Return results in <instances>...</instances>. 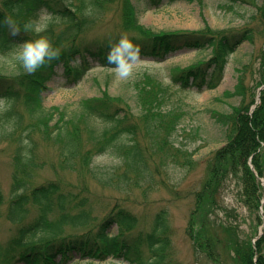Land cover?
I'll use <instances>...</instances> for the list:
<instances>
[{"label":"trees","instance_id":"trees-1","mask_svg":"<svg viewBox=\"0 0 264 264\" xmlns=\"http://www.w3.org/2000/svg\"><path fill=\"white\" fill-rule=\"evenodd\" d=\"M146 1L156 6L162 2ZM175 1L178 0H165ZM226 2L234 9L236 6L235 12L243 9L239 13L244 20L242 25L213 29L204 24L195 30H153L139 22L132 0H0V49L10 50L20 41L46 35L62 53L59 59L41 66L35 73L26 72L18 61L13 72H0V100H4L0 107V143L11 148L7 208L37 206L38 209L34 217L15 223L16 232L7 240L0 264H68L76 257L113 258L130 264H170L173 261L171 228L165 209L156 213L147 229H137L139 217L118 202L80 233H66L65 227L90 226V212L86 210L89 204L86 191L90 189L86 187L88 178L84 175L104 188L123 192L126 198L136 187L147 191L156 187L163 169L157 162L158 153L170 152L168 156L178 160L185 172L193 169L196 163L193 152L179 146L175 138L181 114L173 107L163 110V104L172 96L173 87L215 88L224 75L228 57L244 41L253 45L249 62L238 69L234 89L225 93L238 96L239 102L230 112L213 113L222 129L224 143L206 158L210 165L208 176L194 184V209L207 206V216L216 213L218 196L232 175L241 184L245 206L255 212L256 224L262 223L258 210L262 206L264 212V202L261 203L264 187L248 160L251 157L258 175L264 177V88L259 103L250 112L256 90L264 84V0ZM244 3L254 9L242 8ZM45 9L53 15L45 32L23 30L25 24L38 19ZM111 9L118 12L119 23L104 39L86 41L84 33L102 21ZM7 17L21 27L18 34L13 35L3 22ZM127 30H133L129 37L141 49V58L163 61L181 49H210V54L186 66H171L167 81L148 69L136 74L129 80L136 93V111L125 99L107 90L99 96L80 100L70 111L64 106L44 105L47 81L58 68H62L67 83L79 82L93 61L113 68L107 63L105 53L109 43ZM256 36L263 40L260 46L255 45ZM76 57L81 59L78 66L73 62ZM248 75L254 77L253 83L247 81ZM48 147L52 148L51 155ZM101 154H111L116 162L96 166L94 159ZM45 166L55 172L57 169L75 172L83 178L80 189L66 187L60 177L34 182L36 174ZM73 185L79 187L77 183ZM113 226L116 233L112 232ZM232 228L231 222L224 224L230 233L227 247L233 250L232 258L238 264H264V229L253 242L250 237L237 240ZM200 230L194 227L191 218L188 232L196 249L203 256L213 258L216 241L213 237H203Z\"/></svg>","mask_w":264,"mask_h":264},{"label":"rangeland","instance_id":"rangeland-1","mask_svg":"<svg viewBox=\"0 0 264 264\" xmlns=\"http://www.w3.org/2000/svg\"><path fill=\"white\" fill-rule=\"evenodd\" d=\"M139 22L153 30H195L200 29L204 24L213 29H222L230 26H240L244 20L239 16L243 9L236 10L226 0H203L196 1L178 0L167 3L165 0L156 6L148 4L146 0H132ZM261 0H258L260 2ZM239 3V2H238ZM235 4V3H234ZM242 5V4H238ZM242 8L249 11L254 9L251 4L244 3ZM120 17L116 10L108 11L106 17L89 28L85 33V40H102L109 35ZM130 36L133 30L120 32ZM262 38L256 36V46H260ZM13 49L2 51L0 49V72L11 73L14 71L16 60ZM253 45L245 41L229 56L224 70V76L214 89L197 90L195 87L181 90L173 87L172 96L163 104V110L174 108L181 114L178 131L175 138L179 141V146H186L193 152L192 158L196 163L192 170L185 172L180 163L174 161L168 155L170 152L158 153V165H162V172L157 177L158 184L151 190H143V187H136L125 194L114 188H104L94 179L88 178L86 191L89 204L86 210L90 212V226H70L65 227L66 233H80L90 228L99 221L111 208L114 202H118L126 209L139 217L137 229H147L151 226L156 213L165 209L171 228L172 259L170 264H238L232 258L233 250L228 248V237L230 233L224 229V224L232 223L237 240L243 241L254 237L262 230V225H257L255 212L248 210L241 196V184L237 177L230 176L225 188L218 196V207L215 212L207 216L208 207L194 209L196 181L204 180L209 173V166L206 158L214 150H217L224 143V136L221 127L216 123L214 112H230L232 107L238 104V96L225 95L232 91L237 83L238 69L249 62ZM210 49L193 50L181 49L170 55L164 61H153L151 58H140L136 63L140 65L133 77L141 71L148 69L160 76H164L167 81L168 69L173 65L186 66L196 60L207 58ZM85 73L83 78L77 83H66L62 76V68L57 69V74L47 82L48 89L43 92V103L46 107L64 106L68 111L77 107L80 100L88 97L99 96L103 90H107L111 95H117L125 99L136 111V93L131 87L129 78L127 81L119 80L115 76L114 68L100 66L96 61ZM253 83L254 77L248 75V80ZM4 105V100H0V107ZM47 146V145H46ZM174 150V148H173ZM11 148L5 143H0V190L3 193V202L0 204V255L3 253L7 240L16 232L17 221L23 218L29 219L38 214L37 206L15 207L9 205V191L11 184ZM264 152V150H263ZM52 148L48 147V154L51 155ZM181 159L183 158L180 156ZM116 162V158L111 154H101L95 157L96 166H108ZM60 177L66 187L78 191L83 183V178L75 172L57 169L56 172L49 166L44 167L34 177V182H44ZM161 180V182H160ZM77 183L79 187L73 184ZM169 184V185H168ZM175 185V187H171ZM198 187V185H197ZM81 209V208H79ZM192 218L194 227L200 228V233L208 237H213L214 244L213 258L203 256L199 252L188 232L189 222ZM95 219V220H94ZM112 232L116 233L113 226ZM263 232V230H262ZM234 238V239H235ZM249 239V238H248ZM206 240V239H203ZM24 264V263H18ZM68 264H128L114 259L105 261L79 259L76 257Z\"/></svg>","mask_w":264,"mask_h":264},{"label":"clouds","instance_id":"clouds-1","mask_svg":"<svg viewBox=\"0 0 264 264\" xmlns=\"http://www.w3.org/2000/svg\"><path fill=\"white\" fill-rule=\"evenodd\" d=\"M52 19V13L46 9L42 10L39 18L25 24L23 30L43 33L48 26V22ZM3 22L8 25L13 35L18 34L22 30L11 17L5 18ZM61 54V50L53 44L48 36L37 35L35 38L18 42L14 51V59L22 65L26 72L35 73L41 66L59 59ZM140 58L141 49L127 34H121L115 42H110L105 53L107 63L113 66L115 70V76L123 81L133 77L134 73L139 69L140 65L136 62ZM73 62L78 66L81 63L80 57L74 58Z\"/></svg>","mask_w":264,"mask_h":264}]
</instances>
